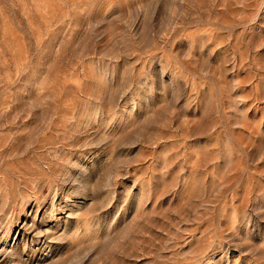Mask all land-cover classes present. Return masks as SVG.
<instances>
[{
    "label": "rangeland",
    "instance_id": "374dc122",
    "mask_svg": "<svg viewBox=\"0 0 264 264\" xmlns=\"http://www.w3.org/2000/svg\"><path fill=\"white\" fill-rule=\"evenodd\" d=\"M0 264H264V0H0Z\"/></svg>",
    "mask_w": 264,
    "mask_h": 264
}]
</instances>
